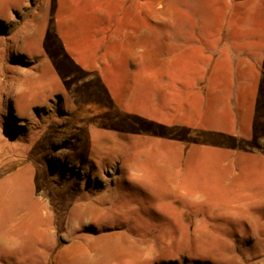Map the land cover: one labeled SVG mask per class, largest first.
Listing matches in <instances>:
<instances>
[{"label": "rangeland", "instance_id": "obj_1", "mask_svg": "<svg viewBox=\"0 0 264 264\" xmlns=\"http://www.w3.org/2000/svg\"><path fill=\"white\" fill-rule=\"evenodd\" d=\"M0 264H264V0H0Z\"/></svg>", "mask_w": 264, "mask_h": 264}]
</instances>
